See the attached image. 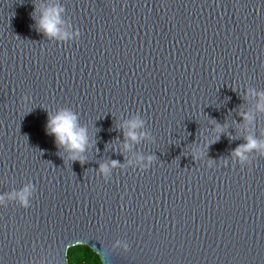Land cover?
I'll return each instance as SVG.
<instances>
[{"label":"water","instance_id":"1","mask_svg":"<svg viewBox=\"0 0 264 264\" xmlns=\"http://www.w3.org/2000/svg\"><path fill=\"white\" fill-rule=\"evenodd\" d=\"M54 3L78 38L37 30ZM250 88L264 92V0H0V194L33 185L28 207L0 202V264H68L75 245L103 264H264V157L231 156L264 140ZM62 108L87 128L84 163L47 132ZM135 115L150 138L124 151Z\"/></svg>","mask_w":264,"mask_h":264},{"label":"clouds","instance_id":"2","mask_svg":"<svg viewBox=\"0 0 264 264\" xmlns=\"http://www.w3.org/2000/svg\"><path fill=\"white\" fill-rule=\"evenodd\" d=\"M36 10L34 6V11ZM39 18L36 20L37 30L42 32L45 37L55 39L58 41L73 40L79 37L78 30H70L71 26L66 27L65 21L61 18L64 12L63 6L58 3L43 6L40 10ZM35 19V16H33ZM246 96H252L256 99L255 112L264 113V92H258L255 89H248ZM255 112L246 111L240 112L238 115L241 121L247 124H252L255 121ZM145 121L140 115H135L128 120L123 121L119 127L122 131L124 140L122 142L123 150H131L132 145L139 143L141 140L150 138V133L142 131ZM217 133L216 139H219V134L223 133L224 126L217 124L215 126ZM48 134L54 136L55 142L59 148L64 149L69 153L68 159L72 161H79L84 163L83 153L85 152L88 143L87 128L79 123V118L76 112L70 108L59 109L54 115L50 114L47 123ZM239 138L229 136V139ZM244 143L236 146L231 151V156L235 158L241 165L248 163L249 155L252 153H259L264 157V140L259 139L256 135L249 133L242 137ZM131 142V143H129ZM215 142V140L213 141ZM199 147L195 148L192 152L193 159L200 157ZM153 155H137L136 162L142 168H147L154 160ZM127 163L131 164V160ZM209 161V166L212 164ZM121 167V162L117 160H110L107 163H100L98 171L107 176L111 169ZM33 191L31 183L24 185L19 190H13L6 194H0V202L5 198L9 200H16L22 207H28V198ZM95 264H103L99 255L95 258Z\"/></svg>","mask_w":264,"mask_h":264},{"label":"trees","instance_id":"3","mask_svg":"<svg viewBox=\"0 0 264 264\" xmlns=\"http://www.w3.org/2000/svg\"><path fill=\"white\" fill-rule=\"evenodd\" d=\"M96 254L85 245L69 247L66 252L68 264H95Z\"/></svg>","mask_w":264,"mask_h":264}]
</instances>
